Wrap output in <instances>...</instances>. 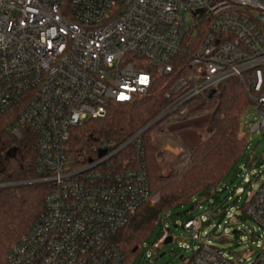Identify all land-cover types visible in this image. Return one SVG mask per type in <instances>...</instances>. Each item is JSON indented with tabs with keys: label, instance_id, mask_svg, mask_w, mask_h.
<instances>
[{
	"label": "built area",
	"instance_id": "1",
	"mask_svg": "<svg viewBox=\"0 0 264 264\" xmlns=\"http://www.w3.org/2000/svg\"><path fill=\"white\" fill-rule=\"evenodd\" d=\"M157 77L165 86L160 113L118 148L106 143L97 148L106 155L79 163L72 129L104 117L113 103L133 102ZM229 79L259 114L250 131H264V0H0V125L15 138L36 135L37 180L51 184L44 211L10 250L9 264H126L112 238L144 202L158 199L142 135L154 126L159 135L164 121L189 116L194 99L216 100ZM131 145L136 167L116 170L112 157ZM244 180L251 183L247 173ZM242 211L258 225L250 230L255 256L247 264H264V181ZM208 221L201 215L182 225L198 238ZM170 235L164 229L153 246ZM182 264L241 263L201 240Z\"/></svg>",
	"mask_w": 264,
	"mask_h": 264
},
{
	"label": "trees",
	"instance_id": "2",
	"mask_svg": "<svg viewBox=\"0 0 264 264\" xmlns=\"http://www.w3.org/2000/svg\"><path fill=\"white\" fill-rule=\"evenodd\" d=\"M164 88V79L157 77L154 86L133 102L113 103L104 117L89 119L73 128L69 145L77 161L95 160L101 145L110 143L118 148L147 126L166 105ZM216 101L211 135L196 144L188 164L182 168L177 167L170 153L158 148L156 126L142 135V160L158 199L144 202L112 238L123 251L126 264L140 255L141 244L150 238L165 212L190 203L196 196L208 197L243 157L248 138L241 132L240 116L251 104L250 97L235 79H229L219 86ZM205 102L197 98L188 105L194 112ZM36 143V135L26 133L15 138L0 125V184L8 183L0 185V264H9L10 250L42 214L51 189L50 183L37 180L40 176L36 172ZM112 162L116 170L135 168L136 151L128 146L113 156Z\"/></svg>",
	"mask_w": 264,
	"mask_h": 264
},
{
	"label": "rangeland",
	"instance_id": "3",
	"mask_svg": "<svg viewBox=\"0 0 264 264\" xmlns=\"http://www.w3.org/2000/svg\"><path fill=\"white\" fill-rule=\"evenodd\" d=\"M185 19L188 27L194 22L190 11L185 13ZM216 105L215 99L209 100L184 119L163 122L164 131L156 137L157 146L174 157L177 167L187 165L191 149L211 135L215 127L211 115ZM259 119L253 105L241 113V132L247 135L248 147L235 170L208 197L196 196L190 203L165 212L150 238L141 244L140 255L131 264H182L180 257H191L201 240H211L222 252L241 264H247V257L255 256L249 251L255 247L250 238V230L258 225L244 214L242 208L250 192L257 190L264 181V131H250L252 123ZM188 130L191 132L186 135L185 131ZM246 173L251 177L249 184L244 180ZM239 188L243 191L238 192ZM230 214L236 215L235 220L231 219ZM201 215L209 221L201 225L199 237L196 238V232L185 229L182 224L188 218H199ZM225 228H228V234L224 233ZM164 229L170 231L171 242L155 248L153 245L162 236Z\"/></svg>",
	"mask_w": 264,
	"mask_h": 264
},
{
	"label": "water",
	"instance_id": "4",
	"mask_svg": "<svg viewBox=\"0 0 264 264\" xmlns=\"http://www.w3.org/2000/svg\"><path fill=\"white\" fill-rule=\"evenodd\" d=\"M214 94H215V90H213V91L211 92L210 97H213ZM146 130H147V129H146ZM106 153H107V150H106V149H100V150H99V153H98V156L101 158V157H103L104 155H106ZM24 183H25V182H24ZM19 184H21V183H19ZM169 242H171V239H170V238H168V239L166 240V243H169ZM161 256H162V255H161ZM180 259H183V256H181Z\"/></svg>",
	"mask_w": 264,
	"mask_h": 264
},
{
	"label": "crops",
	"instance_id": "5",
	"mask_svg": "<svg viewBox=\"0 0 264 264\" xmlns=\"http://www.w3.org/2000/svg\"><path fill=\"white\" fill-rule=\"evenodd\" d=\"M182 132H183V131H182ZM185 132H186V135H187V133H188V132H191V131L188 130V131H185ZM186 135H185V136H186ZM184 144H185V143H184V141H183V145H184ZM184 146H185V145H184ZM191 150H192V149H191Z\"/></svg>",
	"mask_w": 264,
	"mask_h": 264
}]
</instances>
